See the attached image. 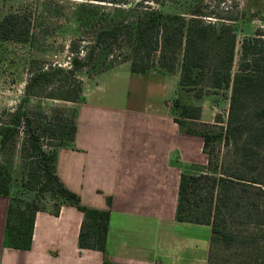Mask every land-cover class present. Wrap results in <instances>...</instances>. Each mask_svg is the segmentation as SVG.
<instances>
[{
    "label": "trees",
    "instance_id": "1",
    "mask_svg": "<svg viewBox=\"0 0 264 264\" xmlns=\"http://www.w3.org/2000/svg\"><path fill=\"white\" fill-rule=\"evenodd\" d=\"M73 1L68 65H33L25 98L15 110L0 117V156L14 148L22 136L23 167L28 177L37 179L42 194L57 198L56 209L59 204H69L83 214L80 249L99 251L104 264H114L106 256L110 210L84 205L56 171L59 149L66 141L70 142L66 146L75 141L78 110L71 119L49 118L40 111L25 110V103L33 97L78 102L84 91L83 75L110 70L108 61L116 59V54L139 75L152 72L157 65L161 73H174L181 55L179 96L182 91L196 92L201 100L204 88L231 89V95L225 123L220 118L204 123L200 105L176 102L175 111L183 120L174 121L182 133L202 138L207 157L206 165L190 166L181 175L176 221L210 226L211 246L221 242L227 249L237 239L226 230L228 223L264 225V32L256 31L254 37L242 41L241 57L233 72L237 32L230 24L202 19L211 18V14L196 10L193 18L186 20L181 14L147 6L152 2L164 8L160 0ZM31 25L26 11L8 13L0 20V42L29 43L33 39ZM89 35L90 41L86 40ZM221 149L223 155L219 156ZM10 177L0 157V197L9 201L4 244L31 250L36 215L46 208L35 200L10 198Z\"/></svg>",
    "mask_w": 264,
    "mask_h": 264
},
{
    "label": "crops",
    "instance_id": "2",
    "mask_svg": "<svg viewBox=\"0 0 264 264\" xmlns=\"http://www.w3.org/2000/svg\"><path fill=\"white\" fill-rule=\"evenodd\" d=\"M102 77L84 91L74 143L58 151L60 180L84 205L110 210V262L208 264L211 227L176 221L184 169L207 163L202 138L182 133L169 115L117 110L120 119H103L109 109L91 99ZM141 77L160 86L168 81ZM52 203L36 215L31 250H15L4 244L9 201L0 197V264H104L101 252L79 247L83 214L72 205L56 209ZM175 228L182 232L174 233Z\"/></svg>",
    "mask_w": 264,
    "mask_h": 264
},
{
    "label": "rangeland",
    "instance_id": "3",
    "mask_svg": "<svg viewBox=\"0 0 264 264\" xmlns=\"http://www.w3.org/2000/svg\"><path fill=\"white\" fill-rule=\"evenodd\" d=\"M160 1L164 2V8L152 2H149L147 6L150 10L181 14L186 20L193 18L192 13L198 10L206 15L211 14V18H202L205 22L210 20L216 24L225 23L234 27L237 32V48L233 72H236L241 57L242 41L254 37L256 31L264 32V0ZM74 2L73 0H0V20L10 12L26 11L32 20L33 30V39L29 43L0 42V117L6 112L15 110L25 98V87L34 64L68 65L70 41L74 32L73 24H71V10ZM134 2H140V0H134ZM128 17L133 18L131 15ZM89 37L90 35L86 40L90 41ZM115 58L108 61L112 64L110 70L105 68L98 73L89 72L83 75L84 91H86L98 82L103 74L108 73L102 77L101 84L94 89L91 98L93 105L109 109L103 112V119H106V116L111 119H120L115 112L117 110H135L142 113H154L158 116L169 115L170 118L173 116L183 120L179 111H175L176 102L180 101L178 104L181 105H200L203 115V121L202 117L201 121L204 123H215L216 118L226 122L231 89L204 88L201 100L196 98V92L182 91L181 96L178 95L181 55L174 73L165 71L161 73L162 70L158 65L152 72L147 73L157 77H167V84L163 86H160L155 79L150 78L149 83L148 79H142V75H132L130 63H122L119 54H116ZM120 66L117 74L110 72ZM137 80H142V83H136ZM200 88L196 89L197 93L200 92ZM84 91L82 98L72 103L33 97L25 103V110L40 111L47 114L49 118L63 116L70 119L74 118L78 110L79 119V108L85 98ZM187 123L191 124L190 121ZM68 141L61 148L70 144ZM21 150L22 136L14 148L7 149L0 156L2 164H5L11 175L10 198L35 200L44 208L52 202L56 206L57 201L54 200L57 198L42 194L39 191L37 179L28 177L27 168L23 167L25 161ZM222 155L221 149L219 156ZM225 228L237 239L228 249L223 243L215 242L209 252L210 264H264V225L237 226L231 222ZM172 231L182 232L179 228Z\"/></svg>",
    "mask_w": 264,
    "mask_h": 264
}]
</instances>
